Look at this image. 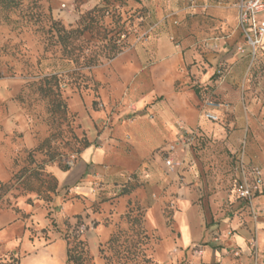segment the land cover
<instances>
[{
  "label": "rangeland",
  "instance_id": "374dc122",
  "mask_svg": "<svg viewBox=\"0 0 264 264\" xmlns=\"http://www.w3.org/2000/svg\"><path fill=\"white\" fill-rule=\"evenodd\" d=\"M87 1L69 0V10L63 0H20L18 5L8 7L0 3V264H66L65 236L77 221L85 225L79 232L85 244L80 264H210L188 257L182 248L178 252L161 251L163 236L146 224L145 208L140 203L126 206V194H99L88 205L84 203V211H90L74 213L73 221L57 217L61 211L55 199L58 182L54 193L47 190L53 184L51 176L55 177L51 168L67 169V162L75 163L85 142L103 148L114 165L126 169V153L134 150L126 141V120L137 119L136 108L143 109L149 120L155 117L150 106L168 98L179 102L176 107L180 114L193 111L197 121H207L201 104L207 97L218 98L210 88L194 82L192 62L185 52L198 37L185 20L178 40L172 41L180 46L176 56L149 58L135 65L136 45L145 41L142 27L136 26V16L141 12L140 1L136 0H100V5L107 8L103 19L107 30L114 28L117 14L121 17L119 24L125 22L129 31L125 47L114 58L102 59L90 68L76 66L51 40L48 19L51 16L64 25L76 26L80 11L91 8L80 6ZM213 9L198 20L224 19ZM64 10L79 13L75 23H67ZM236 22L229 25L235 35ZM88 38L85 32L81 43H99L95 36L86 42ZM125 52L126 66L131 65L126 68L130 79H126V89L114 92L106 88L99 72L103 70L108 77L112 61ZM51 75L61 78L52 93L48 87H41L44 78ZM165 84L170 86L167 93L162 88L168 87ZM241 92L257 115L264 114V55L250 63ZM57 97L64 109L54 100ZM210 123L212 127L206 131L199 123L189 127L179 123L198 134L187 148L196 162L200 183L199 196L193 203L204 210L208 227L217 221L213 210L216 214L227 211L236 200L233 184L237 178L228 139L234 129L231 111ZM116 197L122 200L120 210L103 206L113 205ZM164 216L171 227L169 209ZM99 225L108 232L95 249L93 241L88 242V231ZM112 236L115 239L110 244ZM204 240L201 242L207 244Z\"/></svg>",
  "mask_w": 264,
  "mask_h": 264
},
{
  "label": "crops",
  "instance_id": "0c3cea01",
  "mask_svg": "<svg viewBox=\"0 0 264 264\" xmlns=\"http://www.w3.org/2000/svg\"><path fill=\"white\" fill-rule=\"evenodd\" d=\"M63 1L64 7L69 10V0ZM139 1L146 12L142 33L147 32V35L143 43L136 45V66L149 58L167 59L176 56L180 46L172 41H177L181 35L184 20L198 37L196 42L188 44L190 47L185 52L188 61L192 62L190 71L194 82L198 87L210 88L219 98L213 99L230 106L228 110H213L219 117L226 111L232 113L234 129L228 136L229 146L235 153L244 142L247 168L257 166L261 170L263 184L252 199L255 216L244 202L236 199L227 211L216 214L213 210V218L217 221L207 226L204 210L193 203L199 196L197 187L200 183L196 162L189 149L181 146L176 148L172 154L173 169L164 165V154L159 151L167 143L175 142L179 123H185L186 127L199 123L206 131L211 129L212 121H197L193 111L180 114L176 107L179 102L164 98L150 106L154 118L148 120L143 109L136 108L137 119L126 120V141L134 149L130 154L126 153V169L114 165L108 152L93 144L83 148L75 163L67 169L51 168L58 182L55 199L61 211L57 217L73 221L74 213L90 211H84V205H88L99 194L115 196L119 187L128 180L127 176L133 173L135 177L126 184V206L129 202H138L145 208L146 224L163 236L159 245L161 251L175 249L178 252L182 248L188 257L197 261L203 259L210 264H264V114L257 115L255 107L248 104L241 92L250 70V59L247 53L237 50L238 46L244 44L237 22V35L235 30L229 29V25L235 19L237 21V0H219L222 6L195 12L186 10L183 0ZM96 4L97 0H88L80 6L92 8ZM212 8L224 19L198 20L200 15L210 12ZM64 12L67 23L76 22L77 11ZM169 14L172 15L166 18ZM130 66H126V52L122 53L112 61L108 77L100 70V79L106 83L107 89L121 92L126 89V79H130L131 74L126 76V68ZM165 85L168 87L162 88L167 93L170 86ZM156 147L153 156L140 165L144 157ZM113 201V205L105 203L103 206L120 210L121 197L113 198ZM166 208L172 220L171 227L166 225ZM107 232L108 229L102 225L92 228L88 231V242L92 240L93 247L96 245L97 249V244L104 240ZM193 244L202 247L199 256L191 253ZM64 245L66 257L65 241Z\"/></svg>",
  "mask_w": 264,
  "mask_h": 264
},
{
  "label": "trees",
  "instance_id": "16d2710c",
  "mask_svg": "<svg viewBox=\"0 0 264 264\" xmlns=\"http://www.w3.org/2000/svg\"><path fill=\"white\" fill-rule=\"evenodd\" d=\"M98 4L93 6L92 8L85 10L86 12L80 11V20L76 24L73 25H64L63 22L59 20H55L53 17H49V25L47 28L48 33L50 34L51 40L54 44L59 45L61 54L72 61L78 67H87L90 68L92 66L97 65L102 61V59H112L117 54H119L123 48L125 47L124 38L127 36L129 31L125 28V22L119 24L121 17L117 14L116 18L113 20L115 23L114 28L107 30L105 25H103V19L105 17V13H107V8L105 6L100 5V0H97ZM139 1V0H136ZM20 0H0V3L8 7V5H18ZM141 12L137 14L136 18L138 20L137 27H142L146 17L145 8L143 6L140 7ZM102 29L100 31L99 29ZM87 32L89 34L88 42L90 39L96 37V40L99 42L98 44H93L95 49H90L91 46L84 45L81 43L80 37ZM77 51V52H76ZM61 78L57 75H51L49 77H45L41 84L42 88L48 87V91L52 93L53 87L58 88L60 84ZM212 98V97H211ZM54 100L58 101V104L65 108L64 104L59 100V98H55ZM198 136L195 133L194 138ZM89 142H85L83 144V148L89 146ZM233 159V169L236 173V164H235V153H232ZM66 169V168H64ZM131 179L135 177V174H130ZM53 184H50L47 187L49 192L54 193L57 189V180L55 177L51 176ZM130 179V180H131ZM130 180L125 181L119 187L120 194H126L127 188L126 184L130 182ZM237 184L238 178L234 180V192L235 198H237ZM138 206V203L135 202L131 204L128 203L127 206ZM129 206V207H131ZM137 209V207L135 208ZM81 222L77 221L75 224L69 229L67 236H65L66 240V264H80L83 261V253L84 250V242L80 238V234L77 231ZM114 236L109 239V243L112 244L114 241Z\"/></svg>",
  "mask_w": 264,
  "mask_h": 264
},
{
  "label": "built area",
  "instance_id": "2783aa9c",
  "mask_svg": "<svg viewBox=\"0 0 264 264\" xmlns=\"http://www.w3.org/2000/svg\"><path fill=\"white\" fill-rule=\"evenodd\" d=\"M185 2V9L190 12L197 10H203L211 8L213 6H222V2L217 0H183ZM237 28L240 30L243 37L244 44L237 47L238 52L247 53L250 63H252L259 56L264 55V0H237ZM172 14L166 16L170 17ZM147 32L143 34L145 37ZM229 105L215 100L211 97H207L201 104V113L204 118L216 122L219 120V115L213 110L217 108L229 109ZM177 140L175 142L167 143L160 153L164 154V165L168 169H173L174 162L172 158L173 152H175L178 146L188 147L191 141L194 139L195 132L182 126L177 125ZM244 142L240 148L235 152V164L238 178L237 184V198L244 202L250 209V212L255 216V212L252 208V199L260 192L263 180L261 170L257 166L247 168L244 161ZM70 167L73 165V161L67 162ZM128 180L131 176H127ZM78 232H82L85 229L84 224H80ZM216 237V236H214ZM191 253L199 256L202 252V247L199 244H193L191 247Z\"/></svg>",
  "mask_w": 264,
  "mask_h": 264
}]
</instances>
